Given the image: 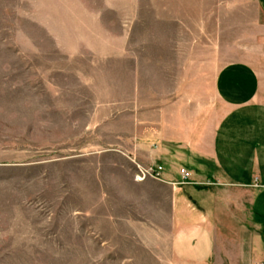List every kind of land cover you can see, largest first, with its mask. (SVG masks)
Instances as JSON below:
<instances>
[{"label":"rangeland","instance_id":"rangeland-1","mask_svg":"<svg viewBox=\"0 0 264 264\" xmlns=\"http://www.w3.org/2000/svg\"><path fill=\"white\" fill-rule=\"evenodd\" d=\"M107 1L0 0V264H172L165 192L135 178L160 166L127 158L134 87L187 50L264 78L256 0H137L122 57Z\"/></svg>","mask_w":264,"mask_h":264},{"label":"crops","instance_id":"crops-1","mask_svg":"<svg viewBox=\"0 0 264 264\" xmlns=\"http://www.w3.org/2000/svg\"><path fill=\"white\" fill-rule=\"evenodd\" d=\"M256 1L264 19V0ZM105 3L128 10L122 57L138 2ZM179 56L175 65L169 55L148 59L140 80L149 79L150 90L134 87L131 112H122L133 124L127 158L163 169L164 181L153 180L165 192L172 264H264V78L247 64L220 67L203 54L191 65L188 50Z\"/></svg>","mask_w":264,"mask_h":264},{"label":"built area","instance_id":"built-area-1","mask_svg":"<svg viewBox=\"0 0 264 264\" xmlns=\"http://www.w3.org/2000/svg\"><path fill=\"white\" fill-rule=\"evenodd\" d=\"M160 171H161L160 167L155 168L154 170L148 169L147 171H141L138 174V176H136L135 178L137 180H140V179H143L145 177H149L151 179L159 181L160 180V177H159ZM180 176H181L182 182H186L189 180V174L187 172H185L184 170H180Z\"/></svg>","mask_w":264,"mask_h":264}]
</instances>
